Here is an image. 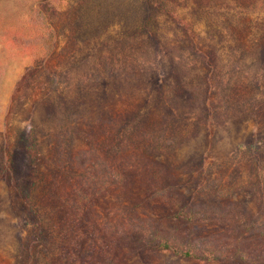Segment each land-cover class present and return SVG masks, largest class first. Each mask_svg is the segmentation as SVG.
Wrapping results in <instances>:
<instances>
[{
  "label": "rangeland",
  "instance_id": "1",
  "mask_svg": "<svg viewBox=\"0 0 264 264\" xmlns=\"http://www.w3.org/2000/svg\"><path fill=\"white\" fill-rule=\"evenodd\" d=\"M0 264H264V0H0Z\"/></svg>",
  "mask_w": 264,
  "mask_h": 264
}]
</instances>
